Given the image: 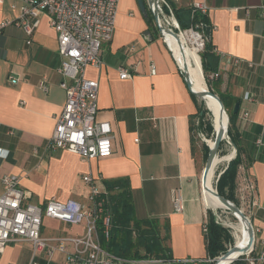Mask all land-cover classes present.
I'll list each match as a JSON object with an SVG mask.
<instances>
[{"label": "crops", "instance_id": "0c3cea01", "mask_svg": "<svg viewBox=\"0 0 264 264\" xmlns=\"http://www.w3.org/2000/svg\"><path fill=\"white\" fill-rule=\"evenodd\" d=\"M174 8L196 2L206 5L210 43L218 57V92L240 102L231 130L236 138L240 168L248 186V216L254 227V264H264V0H167ZM21 0H0V22L14 20ZM152 25L155 23L152 17ZM202 26V25H201ZM136 0H119L115 27L102 44L99 67L87 65L85 77L98 81L97 119L111 124L110 155L83 159L66 149L45 150L65 101L57 72L61 58L57 38L40 15L28 34L7 25L0 34V194L4 174H17L29 201L43 204L55 197L88 204L84 174L105 182L127 181L134 216L158 224L157 231L170 259L154 264H207L205 222L208 206L201 189L203 151L193 142L198 100L189 91L172 51L158 30L150 29ZM149 31V33H146ZM206 39V38H205ZM30 40L29 43L26 41ZM175 41V40H174ZM234 58L239 61L234 62ZM132 72L120 78L118 68ZM153 68V71H152ZM40 82H44L46 90ZM236 101V102H237ZM235 104V103H234ZM248 113L246 119L241 112ZM13 133L7 135L6 130ZM261 141L262 145L256 143ZM36 150V152H34ZM183 199L175 211V192ZM44 218V237L75 235L83 226ZM57 252V251H55ZM45 251L33 257L27 242H8L0 264H52ZM59 253V252H57ZM62 262L64 264V254Z\"/></svg>", "mask_w": 264, "mask_h": 264}, {"label": "built area", "instance_id": "2783aa9c", "mask_svg": "<svg viewBox=\"0 0 264 264\" xmlns=\"http://www.w3.org/2000/svg\"><path fill=\"white\" fill-rule=\"evenodd\" d=\"M21 1L19 17L2 20L0 34L10 24L22 27L29 34L37 18L45 14L50 27L56 33L57 52L61 58L57 72L62 77L59 86L65 91V101L45 143V150L66 149L77 153L83 159L110 155L111 124L109 121L97 119L99 85L97 80L85 77V68L87 65L99 67L102 64L101 47L112 38L119 0ZM159 6L161 28L174 30L176 35L187 30L194 31L199 39L197 51H201L205 41L201 30L193 27L181 29L174 9L167 0H159ZM193 7L201 13L206 12V5L203 3L196 2ZM260 13L264 17V6ZM155 27L157 29L156 23ZM166 37L162 39L169 48ZM26 42L29 43L30 40ZM238 61L234 58V62ZM176 63L179 67L177 61ZM118 72L120 78L132 76V72L122 66L118 68ZM216 75L217 73H212L211 78ZM40 85L46 90L44 82H40ZM247 115L246 111L241 112L242 119H246ZM5 133L11 135L13 131L8 129ZM256 143L262 145L260 139ZM82 180L89 187L88 204L75 199L59 201L55 197L47 199L43 204H36L29 201L30 193L21 188L19 175L4 174L1 178L0 194V255L8 242H27L31 245L33 257L42 251L50 257L53 252L58 251L64 254V264L162 262L161 258L152 256L139 258L118 255L103 246L102 239H110L113 226L109 193L101 190L97 179L89 173L84 174ZM173 207L177 212L183 209V199L177 191L173 196ZM217 217L215 214L216 220L219 219ZM44 218L81 225L83 231L75 235L44 237L41 234ZM260 258L264 259V253L260 254ZM247 259L248 264H254L256 258L252 256ZM28 264L38 263L33 258Z\"/></svg>", "mask_w": 264, "mask_h": 264}, {"label": "trees", "instance_id": "16d2710c", "mask_svg": "<svg viewBox=\"0 0 264 264\" xmlns=\"http://www.w3.org/2000/svg\"><path fill=\"white\" fill-rule=\"evenodd\" d=\"M173 9L181 29L193 27L194 29L200 31L201 25H208L206 16L197 9H195L193 6H190L188 8L173 7ZM145 16L147 18L149 27L151 26L150 29L156 32V29L154 28L151 22L152 15L148 10ZM199 55L201 60V67L205 73H209V71H213L217 68L218 57L212 50L210 40L205 39L203 49L199 52ZM213 88H211L210 90L218 94L225 109L227 110L229 117L227 135L231 140L233 147L235 148V155L228 161L226 168L223 169V171L219 174L215 188L219 194L232 200L235 204L238 205L233 195V192L235 188V180L238 167L241 164L242 159L240 157V150L236 138L231 130V126L234 122V117L238 113L233 112L234 103L237 101V99H235L234 97L228 98V96H226L225 94L214 91ZM192 95L197 98L194 94ZM212 99H214L213 96ZM197 112L199 119H202L204 110L201 108L200 105H198ZM203 125L204 128L207 129V132L213 131L211 120L203 122ZM221 144L222 142L220 143L219 149L221 147ZM202 151L203 158L205 161L207 153L209 151V147L203 144ZM105 188L109 193L110 201L112 204L111 208L113 212V226L111 230L110 239L108 241H104L102 239L103 246L115 254L127 257L147 258L150 256H154L156 258L161 259H170L171 256L167 252V249L162 245V238H160L158 234L156 235V238L151 237L143 242V254L139 253V250L136 247L137 242H133L130 238L131 226L139 229L144 221L150 222L153 220L135 218L127 181L123 179L106 181ZM204 237L207 256L211 260L207 264H213V259L216 256L221 255L223 252H225V250L228 248L224 245L225 241H230V246H232L234 243L232 236L214 222L213 215L210 210H208L207 213ZM244 257V254L239 255L236 259L231 262V264H248Z\"/></svg>", "mask_w": 264, "mask_h": 264}, {"label": "rangeland", "instance_id": "374dc122", "mask_svg": "<svg viewBox=\"0 0 264 264\" xmlns=\"http://www.w3.org/2000/svg\"><path fill=\"white\" fill-rule=\"evenodd\" d=\"M172 31H174V30H172ZM185 32H188V30L185 31ZM179 34L180 33H177V37H173L172 36L173 40L176 41L179 38ZM181 36H183L184 39H185L186 47L189 50H192L193 52H197L198 55H199L200 50L197 51L198 48L195 46V43L191 42L190 33L184 34V32H182ZM199 57H200V55H199ZM192 59L195 60L193 57H192ZM202 77H203V80H204V83H205V86H206L207 89L210 90L211 88L214 87L213 90L218 92V89H217V86H216V83H215L216 80L209 78V73H205L203 71V69H202ZM191 84H192V82H191ZM209 97L212 98V96H210V95H209ZM197 100H198V103L201 106V108L204 110V114H203V118L202 119H199V117H198L194 121V124H193L194 125L193 126L194 127L193 128V142L195 143L196 146H198L199 149H201L203 144L207 145L206 139H211V138L214 137V129L211 132H207V129L204 128L203 122H206L208 120H211V122H212V119L215 120V117H214V115H211L210 110L206 107V105L204 104V102H203V100L201 98L197 97ZM214 100H216V98H214ZM226 112H227V110H226ZM216 116H217L218 121L221 124V127L223 128L224 125H223L222 120L219 118L218 115H216ZM212 126H213V122H212ZM227 140L229 141L228 143H227V141H223L222 142L221 147L219 149L220 153L221 152H225L230 147L233 149V151H235L233 145L231 144V142L229 140V137H228ZM227 163L221 165L220 168H218V170H216L214 172L215 174H213V177H212L213 179H212L211 186H212V189H213L214 193H215V185H216V182H217V178H218L220 172H222L223 169L226 168ZM245 190L248 191V186H247V184L245 185L243 173L241 172V168L238 167L233 195H234V197H235V199H236V201L238 203V206L248 216V207H247V205H248L249 198H248L247 195H249V194L247 193V191L245 192ZM203 199H204V202L207 204L209 210L211 211V213L213 215L214 222L216 224H218L221 228H223L226 232H228L232 236V239L234 240V230H233V228L231 226L236 225L237 223H239L240 220L238 218H236L233 214H231L230 212H228L227 210H225L223 208L214 209L213 207H211V203L208 202L204 198V196H203ZM219 204H221V203L219 202ZM221 206H222V204H221ZM214 210H215V212H214ZM215 214L218 216L217 218H219V219L216 220ZM157 227H158V224L155 221H150V222L144 221L139 229L134 228L132 226L130 227V229H131L130 238L132 239L133 242H137V246L136 247L138 248L140 254L144 253L143 242L146 239L151 238V237L156 238V235L158 233ZM79 230H80L79 227L76 226L75 230L72 231L71 233H75V232H77ZM224 245H225V247H229L230 246V241H225ZM57 252H55L54 255L52 256V264H61V262H62V254H60L62 252H59V253H57ZM244 255H245L244 259L246 260L247 263H248V259L247 258H250V257L253 256L252 255V251L248 252L247 254H244ZM152 257L156 258L154 256H152ZM216 257H219V255L216 256ZM229 264H231V263H229Z\"/></svg>", "mask_w": 264, "mask_h": 264}, {"label": "bare ground", "instance_id": "6f19581e", "mask_svg": "<svg viewBox=\"0 0 264 264\" xmlns=\"http://www.w3.org/2000/svg\"><path fill=\"white\" fill-rule=\"evenodd\" d=\"M190 33L191 36V42L195 43V46L198 48V34L195 33L192 30H188V32H184V34ZM186 36V35H185ZM188 37V36H187ZM166 40L168 42L169 48L171 49L176 61L180 66H185L186 71L189 74L190 81L192 82L193 89L194 91L198 92L199 94H202L207 88L205 86L203 77H202V68H201V60L197 52H193L192 50H189L186 47V42L183 36L179 34V38L174 41L172 36L166 37ZM179 55V56H178ZM195 59L193 60L192 57ZM201 99L203 100L204 104L206 107L210 110L211 115H214L215 120L212 119L213 122V129H214V134L216 131L220 129H224L227 126V119H226V113L225 111L221 113L220 109V104L218 103L217 100L212 99L209 97V95H205L202 97L200 96ZM222 120L223 122V128L221 127L220 122L217 119V116ZM228 136L226 133L223 136L222 142L228 140ZM207 145L212 146L213 144V138L211 139H206ZM234 154L233 149L230 147L227 149L225 152H218L215 154L211 167L209 169L208 175L206 182L204 183V189H202V194L204 198L211 203V207L214 209L216 208H223L230 212L226 205L216 196L214 193L211 183H212V177L214 172L220 168L221 165L227 163L230 158H232ZM219 202L222 204H219ZM215 211V210H214ZM233 214L232 212H230ZM236 218H238L240 221L234 226H231L234 230V245L236 246H244L247 241V225L246 222L237 214H233ZM238 255L237 252L231 253L228 257H218L217 261L215 264H229L230 261Z\"/></svg>", "mask_w": 264, "mask_h": 264}, {"label": "water", "instance_id": "95a60500", "mask_svg": "<svg viewBox=\"0 0 264 264\" xmlns=\"http://www.w3.org/2000/svg\"><path fill=\"white\" fill-rule=\"evenodd\" d=\"M136 1H137V5L139 7V10L144 14V16L146 15L147 10L151 13V15H152V17H153V19H154V21L156 23L158 32H159V34L162 37H166V36L177 37V35L173 31H171L170 29H167V28H161V26L159 25V11H160L159 0H136ZM201 32H202L203 36L207 40H209V37H210V26L206 25V24H203L201 26ZM146 33H149V31H147ZM178 68L181 71V73L183 75V78H184V81H185L189 91L192 94H194L195 96H197L199 98H201L200 97L201 95H202V97L205 96V95L213 96L214 98H216V100L220 104L221 113H223L224 111L226 113V119H227L226 128L216 131L215 134H214L212 146L208 145L209 151L207 153V156H206V159H205V163H204V167H203V170H202V175H201V189H204V183L206 182L207 175H208L209 169L211 167L212 160H213L215 154L219 150V146H220V143L222 142L224 134L226 133V135H227L229 117H228V113L226 112V109H225L220 97L218 96V94L214 93L213 91H211L209 89H206L204 92H202V94H199L198 92L194 91L192 89L190 77H189V74L186 71V67L185 66H179ZM239 107H240V102L239 101L235 102L234 107H233V112L234 113L238 112L239 111ZM230 142H231V140H230ZM231 144H232V142H231ZM234 155H235V151H234V154H233L232 157H234ZM215 194L226 205L227 209L230 212H232L233 214L239 215L246 222V225H247L248 235H247L246 244L244 246H242V247L241 246H236V245L233 244L232 246L228 247L225 250V252H223L221 255H219V257L225 258V257H228L231 253L237 252L238 255L236 257H234L230 261V263H231L239 255L247 254L248 252L252 251L253 245H254V242H255L254 227H253V225L251 223L250 218L244 213V211L237 204H235L232 200L226 198L225 196H222L221 194H219L217 192L216 188H215ZM217 259H218V257H215L213 259V264L216 263Z\"/></svg>", "mask_w": 264, "mask_h": 264}]
</instances>
